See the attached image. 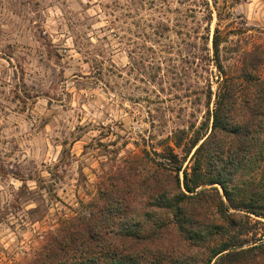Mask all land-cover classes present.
Instances as JSON below:
<instances>
[{"label": "rangeland", "instance_id": "374dc122", "mask_svg": "<svg viewBox=\"0 0 264 264\" xmlns=\"http://www.w3.org/2000/svg\"><path fill=\"white\" fill-rule=\"evenodd\" d=\"M208 1L230 70L228 47L264 42V0ZM205 8L203 0H0V264L30 260L109 174L206 119L220 72L202 51Z\"/></svg>", "mask_w": 264, "mask_h": 264}, {"label": "trees", "instance_id": "16d2710c", "mask_svg": "<svg viewBox=\"0 0 264 264\" xmlns=\"http://www.w3.org/2000/svg\"><path fill=\"white\" fill-rule=\"evenodd\" d=\"M203 2L202 51L220 75L206 119L173 139L183 154L168 144L117 168L19 264H264V42L228 47V70L226 38L219 25L211 33Z\"/></svg>", "mask_w": 264, "mask_h": 264}]
</instances>
